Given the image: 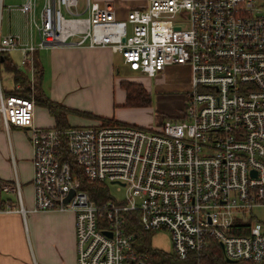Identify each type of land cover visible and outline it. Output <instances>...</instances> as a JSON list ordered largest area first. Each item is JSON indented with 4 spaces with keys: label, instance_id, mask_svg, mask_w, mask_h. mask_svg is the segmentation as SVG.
Segmentation results:
<instances>
[{
    "label": "built area",
    "instance_id": "1",
    "mask_svg": "<svg viewBox=\"0 0 264 264\" xmlns=\"http://www.w3.org/2000/svg\"><path fill=\"white\" fill-rule=\"evenodd\" d=\"M38 1L17 7L37 42L19 48L16 36H0V64L18 49L32 78L36 51L74 46L108 48L150 79L172 66L191 73L183 117L151 128L37 127L33 81L23 95L0 86L3 127L29 132L32 211L74 213L76 264H152L127 229L134 213L143 231L170 234L180 261L202 264L215 242L225 260L264 264L255 213L264 210V0H148L124 18L93 0H43L37 16ZM4 9L0 0V20ZM82 179L115 185L122 198L97 201ZM2 191L25 214L18 183Z\"/></svg>",
    "mask_w": 264,
    "mask_h": 264
},
{
    "label": "crops",
    "instance_id": "2",
    "mask_svg": "<svg viewBox=\"0 0 264 264\" xmlns=\"http://www.w3.org/2000/svg\"><path fill=\"white\" fill-rule=\"evenodd\" d=\"M93 1L100 6L112 5L119 18H124L129 9L143 8L148 3V0ZM9 2L11 3L4 5L6 9L1 12L0 36H16L19 48L36 43L37 32L28 15L17 8L26 0ZM42 6L43 0H39L37 16ZM3 12L6 13L7 22L2 32ZM15 51L20 54L18 49L12 52ZM12 52L8 54L10 62L27 77L29 83L33 81L36 88L34 98L36 95L48 98L68 109L83 111L89 116L70 115L66 119L67 126H71V120L74 125H96L102 123L104 119L114 120L119 124L138 122L137 111L143 107L126 105V92L121 87V82L127 80L118 77L117 53L112 50L74 46L40 49L32 55V78L29 69L21 64V54L19 68L11 57ZM1 66L13 79V74L2 64V58L0 68ZM36 70L39 71L37 78ZM0 86L5 95L14 90L21 91L20 84L15 83L12 90L3 89L1 78ZM17 95L23 94L17 92ZM33 122L35 126L42 128L57 126L48 109L37 102ZM28 137L29 132L25 129L12 126L6 130L0 116V264H76L74 213L32 211L35 205L32 186L33 166ZM17 183L25 214L17 211L20 207L16 193L2 191L5 184ZM8 209L16 211L10 212Z\"/></svg>",
    "mask_w": 264,
    "mask_h": 264
},
{
    "label": "rangeland",
    "instance_id": "3",
    "mask_svg": "<svg viewBox=\"0 0 264 264\" xmlns=\"http://www.w3.org/2000/svg\"><path fill=\"white\" fill-rule=\"evenodd\" d=\"M9 1L15 0H4V5L7 6ZM5 12H3L1 29L2 32L6 27V17ZM11 57L15 64L20 65V54L15 51L11 53ZM116 64L119 70L118 77L123 80H130L132 83L140 84L143 88L150 94L151 102L148 107L138 108L137 120L133 124H127L131 126H143L142 128L148 127H158L161 123L166 120L176 121L183 117V110L187 101V91L189 88L191 73L188 66H172L167 67L165 70L159 72L154 78H147L145 76L139 75L137 72H132L129 68L123 64L121 56L116 54ZM23 68V67H22ZM22 70V69H21ZM0 78L3 89L12 90L14 88V82L10 73L6 72L3 67L0 68ZM189 81V83H188ZM188 83V86L186 87ZM147 90L146 89V87ZM23 88H20L22 90ZM185 90V91H184ZM36 94V88L34 86L33 93ZM68 108V107H66ZM70 109V108H69ZM80 113H68V116H78V117H89L83 111L74 110ZM72 121V120H71ZM71 127L77 126H88V125H74L71 122ZM113 125L99 123L98 125ZM139 124H142L141 126ZM74 125V126H73ZM116 125V124H114ZM110 194L120 200L122 198L123 190H119L115 185H108ZM259 220H264V210H258L255 212ZM150 243L153 248L161 250L166 253L173 251L172 242L170 234L166 231H157L150 234ZM76 247V246H75ZM76 250V249H75Z\"/></svg>",
    "mask_w": 264,
    "mask_h": 264
},
{
    "label": "trees",
    "instance_id": "4",
    "mask_svg": "<svg viewBox=\"0 0 264 264\" xmlns=\"http://www.w3.org/2000/svg\"><path fill=\"white\" fill-rule=\"evenodd\" d=\"M2 64L5 66L6 70L10 71L13 74V80L16 85L20 84V87L23 88L21 91L14 90L9 95H17V92L25 94L29 90V81L22 72L10 62L8 54L2 55ZM39 74V71L36 70V78ZM29 84V85H28ZM121 87L126 92V105L129 107H148L151 102L150 94L143 88L140 84H135L129 81H122ZM27 89V90H26ZM8 95V94H7ZM35 102L44 106L52 114L57 122L59 128H66V119L67 114L80 113L71 109L66 108L60 104L54 103L48 98H41L40 96H35ZM85 114V113H84ZM103 123L105 124H119L114 120L104 119ZM82 188L87 190L93 199L97 201H103L109 197V189L107 185L90 182L85 179H82ZM127 229L129 232L135 235L136 246L140 251L146 253L150 258L152 264H193L196 259L190 257L185 261L178 260L171 252L166 253L156 248H153L150 243V234L151 232H145L141 229L139 224L138 216L134 213L127 218ZM200 263L202 264H253L246 261H238L236 263H228L223 258V253L220 246L211 242L208 244L205 249L199 255Z\"/></svg>",
    "mask_w": 264,
    "mask_h": 264
},
{
    "label": "water",
    "instance_id": "5",
    "mask_svg": "<svg viewBox=\"0 0 264 264\" xmlns=\"http://www.w3.org/2000/svg\"><path fill=\"white\" fill-rule=\"evenodd\" d=\"M73 194H74V193L71 192V193H70V197H71ZM226 262H228V263H234V262H232V261H230V260H226Z\"/></svg>",
    "mask_w": 264,
    "mask_h": 264
}]
</instances>
